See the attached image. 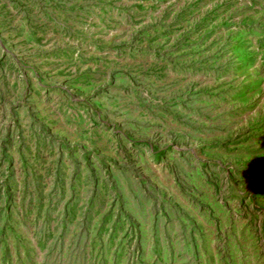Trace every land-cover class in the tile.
<instances>
[{
    "label": "rangeland",
    "instance_id": "rangeland-1",
    "mask_svg": "<svg viewBox=\"0 0 264 264\" xmlns=\"http://www.w3.org/2000/svg\"><path fill=\"white\" fill-rule=\"evenodd\" d=\"M0 264H264V0H0Z\"/></svg>",
    "mask_w": 264,
    "mask_h": 264
}]
</instances>
